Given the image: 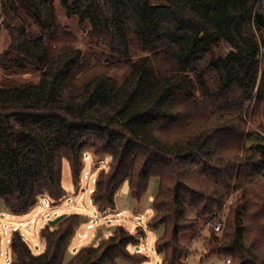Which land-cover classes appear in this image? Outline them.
I'll list each match as a JSON object with an SVG mask.
<instances>
[{"label":"trees","instance_id":"trees-1","mask_svg":"<svg viewBox=\"0 0 264 264\" xmlns=\"http://www.w3.org/2000/svg\"><path fill=\"white\" fill-rule=\"evenodd\" d=\"M108 4L110 17L99 0H0L8 37L0 51V202L29 210L43 189L52 203L67 198L65 162L77 191V144L90 136L99 140L95 154L108 156L91 196L97 212L115 209L125 181L139 201L157 179L146 225L156 232L160 264H184L181 237L206 221L221 223L209 229L210 254L227 264H264V0ZM62 15L76 16L86 45L27 35L38 25L47 36L72 38ZM131 44L144 54L132 59ZM24 72L37 80L11 78ZM85 221L71 211L54 230L42 226L38 252L18 229L8 246L21 264L145 260L129 249L136 234L109 222L97 226L99 244L66 259Z\"/></svg>","mask_w":264,"mask_h":264},{"label":"rangeland","instance_id":"rangeland-1","mask_svg":"<svg viewBox=\"0 0 264 264\" xmlns=\"http://www.w3.org/2000/svg\"><path fill=\"white\" fill-rule=\"evenodd\" d=\"M51 1L56 6L59 4V0ZM99 1L107 17H110L111 12L108 0ZM60 22L73 34L72 38H65L61 34L47 36V34L38 25H32L30 28H28L27 35L30 37L42 35L46 38V41L49 44L56 46H61L64 44L72 46H84L88 43V38L78 25L76 16L67 17L62 15ZM7 44L8 37L6 32L3 28H0V51H2ZM129 54L132 59H135L143 55L144 51L142 50L141 46L131 44L129 47ZM2 77L3 71L0 68V82ZM11 78L21 81H35L37 80L38 76L34 72H24L11 75ZM98 145L99 140L90 136L82 137L79 140V144H77L76 169L79 172L77 191L74 192L72 189L67 198L62 199L57 203H52L49 192L43 189L42 192L39 193L34 207L29 209L27 213L19 215L17 218L26 219L33 214H37V233L40 224H44L43 226H46L48 221L53 219L58 214L75 211L86 215L87 221L82 222L78 226L67 247L65 254L68 257H66V259H70V261L79 256L80 248L82 246L87 249L99 244V239H94L97 226L104 222L119 223L125 226L130 232L136 234V238L129 246V249L131 251L139 250L137 252L145 256V260L140 263H134L126 260H119V262L121 264H160L161 254L158 253L154 247L156 232L154 230L148 229L146 225V222L153 218L154 212L150 216L145 214L141 215V213H139V211H144L143 209L146 207H150L149 198L151 195V198H153L157 190V179L153 178L150 181L146 193L139 201H136L130 197L128 184L125 181L121 185L119 192L115 195L117 204L119 206L122 205L123 208L118 210L115 206L116 210L114 209L110 213L97 212L93 202L91 201V196L99 189V184L96 181L97 174L100 171L106 169L108 164V156H97L95 154ZM64 164L65 167H67L66 162ZM117 211H120L118 215H116ZM135 213L139 214V216L136 217ZM222 217L224 218V214ZM209 222L210 221L202 222L197 231L191 235V237L188 236L187 238L186 235L181 237V240L186 244L188 249L187 255L184 259L186 264H220V260L224 259L221 256L210 254L206 248L209 238V229L212 227L211 223ZM137 226L143 227V235H138ZM14 229L20 230L23 239L34 252L41 248L40 241L38 238L36 239L33 232L26 231L25 228L21 226L18 228L16 224L12 222L10 223V221L6 220L4 216H0V264H7L6 261L8 258H10L9 264L20 263L19 257L14 256L13 253L11 259L10 248L8 246V239L10 238L11 232ZM54 229L55 227L50 225V230ZM106 234L107 231L105 232V235Z\"/></svg>","mask_w":264,"mask_h":264},{"label":"crops","instance_id":"crops-1","mask_svg":"<svg viewBox=\"0 0 264 264\" xmlns=\"http://www.w3.org/2000/svg\"><path fill=\"white\" fill-rule=\"evenodd\" d=\"M62 182H63V186L69 192L73 189V185H72V182H71V178H70V175H69V171H68V168L65 167V164L63 166ZM151 196L149 198V200H150L149 201L150 202V207H146L145 209H143L144 211H141V212L139 211V213H141V215L142 214H145L147 216H150V215L153 214L154 210L151 208V199H152ZM115 202H116V208L118 210H120V208H123L122 205L119 206L117 204V199H115ZM116 208H115V210H116ZM27 212H28V210H21V209H17L15 207L11 206L10 204H8L5 201V199L3 197H1V202H0V216H4V218L7 219V220H9L10 223L12 222V223L16 224L18 226V228L21 226V227H24L26 231L33 232L35 234L36 239L38 238L39 241H40V238H39V235H38V231H39V229L44 224H40L39 225L38 231L36 233V228H37V226H36V224H37V214L36 215L33 214V215H31L30 217H28L26 219H23V218L22 219H18L17 218L19 215H23V214H25ZM136 215L139 216V214H136ZM8 242H9V239H8ZM40 244H41V248L38 251H40L42 249V243H41V241H40ZM38 251H36V252H38ZM10 256H11V259H12V252H11V250H10ZM9 259L10 258H8V260L6 261L7 264H9ZM19 264H21V262Z\"/></svg>","mask_w":264,"mask_h":264},{"label":"built area","instance_id":"built-area-1","mask_svg":"<svg viewBox=\"0 0 264 264\" xmlns=\"http://www.w3.org/2000/svg\"><path fill=\"white\" fill-rule=\"evenodd\" d=\"M119 213L120 212H117L116 215H118ZM136 217H138V216L136 215ZM209 223H211V225L213 226L214 230H216V231L220 230L221 223L219 221H216V222L210 221ZM137 251H139V250H137ZM220 261H221L220 264H227L229 262V259L224 258V259H221ZM184 264H186V263H184Z\"/></svg>","mask_w":264,"mask_h":264},{"label":"water","instance_id":"water-1","mask_svg":"<svg viewBox=\"0 0 264 264\" xmlns=\"http://www.w3.org/2000/svg\"><path fill=\"white\" fill-rule=\"evenodd\" d=\"M65 213H61V214H58L57 216H55L53 219H50L48 221V224L49 225H54L55 223H57L63 216H64Z\"/></svg>","mask_w":264,"mask_h":264},{"label":"bare ground","instance_id":"bare-ground-1","mask_svg":"<svg viewBox=\"0 0 264 264\" xmlns=\"http://www.w3.org/2000/svg\"><path fill=\"white\" fill-rule=\"evenodd\" d=\"M30 217V216H29ZM7 220V219H6ZM41 222V221H40ZM7 225V224H6ZM85 235V234H84Z\"/></svg>","mask_w":264,"mask_h":264}]
</instances>
